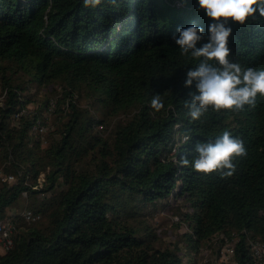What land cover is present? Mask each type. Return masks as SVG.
I'll list each match as a JSON object with an SVG mask.
<instances>
[{
  "label": "trees",
  "instance_id": "1",
  "mask_svg": "<svg viewBox=\"0 0 264 264\" xmlns=\"http://www.w3.org/2000/svg\"><path fill=\"white\" fill-rule=\"evenodd\" d=\"M208 20L195 0H0V221L13 216L15 225L0 264H184L179 251L156 247L143 218L171 199L189 209L190 246L236 235V263L255 264L251 242L264 243V97L189 119L195 82L183 81L198 61L180 53L172 33L191 22L206 29ZM231 26L230 58L264 67V26ZM33 83L62 88L48 146L32 130L40 113H20ZM157 93L159 110L150 103ZM113 120L109 137L95 131ZM224 129L247 149L230 174L175 162ZM25 193L34 220L8 213Z\"/></svg>",
  "mask_w": 264,
  "mask_h": 264
},
{
  "label": "clouds",
  "instance_id": "2",
  "mask_svg": "<svg viewBox=\"0 0 264 264\" xmlns=\"http://www.w3.org/2000/svg\"><path fill=\"white\" fill-rule=\"evenodd\" d=\"M83 2L94 5L98 0ZM195 5L209 18L207 28L191 22L177 25L172 33L180 53L198 61L187 69L183 81L186 87L195 82L185 99L189 119L199 120L209 106L233 111L243 110L246 105L254 107L258 94L264 97V67L231 59L228 41L233 22L243 25L251 20L264 26V0H195ZM150 103L157 110L164 106L159 93L151 97ZM194 153L191 158L181 154L175 162L204 172L223 170L222 174H230L235 168L233 157L246 155L247 149L240 136L224 129L214 139L196 142Z\"/></svg>",
  "mask_w": 264,
  "mask_h": 264
},
{
  "label": "rangeland",
  "instance_id": "3",
  "mask_svg": "<svg viewBox=\"0 0 264 264\" xmlns=\"http://www.w3.org/2000/svg\"><path fill=\"white\" fill-rule=\"evenodd\" d=\"M1 91L2 90L0 88V93ZM61 92L62 88L53 83L49 85H38L33 83L28 89L23 90L22 97L24 98L25 96L26 101H28L24 107L25 109L22 110L23 113L29 114L31 112H39L41 115V121L43 124V132H41L43 134L42 146H48V143L51 141V139L49 137L47 139L46 136L54 125L55 121H57V113H55V108L58 106L57 100L58 96L61 95ZM47 98H51V101L48 105H46L45 102ZM51 104L54 106V111L52 110L50 112L51 109L49 110V106ZM128 116L129 115L124 113L119 115L116 119L122 120ZM115 120H113L110 124H97L95 131L102 134L103 136L109 137L114 131ZM52 136L56 137V135ZM43 180L44 174L41 176V181ZM37 186L41 188V182ZM43 195V193H40L38 195V200L43 198ZM171 201V206L165 205V203L161 202L157 203L156 205H151L148 210H146L148 213L147 216L143 217L146 218V220L152 226L153 232H155L158 237L155 243L156 247L171 248L175 251H179V254L183 256L184 264L218 263L225 245L227 243H235L237 236L234 235L229 237L225 233L216 234L209 241L202 242L198 250H196L187 243L191 230L188 226V218L185 216V212L189 209L182 201L175 199H171ZM32 202V197L25 193L19 202L12 205L8 209V213L20 214V216H23L24 211L30 210L29 205ZM21 221L22 220L19 219L18 223Z\"/></svg>",
  "mask_w": 264,
  "mask_h": 264
},
{
  "label": "built area",
  "instance_id": "4",
  "mask_svg": "<svg viewBox=\"0 0 264 264\" xmlns=\"http://www.w3.org/2000/svg\"><path fill=\"white\" fill-rule=\"evenodd\" d=\"M20 113H23V111L21 110ZM32 130L36 133L40 131L42 132L43 125L39 121L33 126ZM2 179L4 182L8 184H13L16 182L17 178L15 174L9 173V174H4L2 176ZM40 182H41V178H40ZM35 188H38V186H35ZM12 217H7L6 219L0 221V250L2 252H5L13 244L12 235L14 232L15 225ZM23 217L26 220H34L36 218V215L31 210H27L23 212ZM251 249L253 251V258L255 264H262V261L264 259V243L251 242ZM234 255H235V243H227L223 248L219 262L211 263V264H237L234 259Z\"/></svg>",
  "mask_w": 264,
  "mask_h": 264
}]
</instances>
